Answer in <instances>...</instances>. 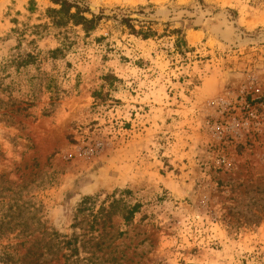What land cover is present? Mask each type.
<instances>
[{
	"label": "rangeland",
	"instance_id": "1",
	"mask_svg": "<svg viewBox=\"0 0 264 264\" xmlns=\"http://www.w3.org/2000/svg\"><path fill=\"white\" fill-rule=\"evenodd\" d=\"M83 1L109 18L53 56L12 31L51 2L0 0V264L111 195L93 264H264V0Z\"/></svg>",
	"mask_w": 264,
	"mask_h": 264
},
{
	"label": "trees",
	"instance_id": "2",
	"mask_svg": "<svg viewBox=\"0 0 264 264\" xmlns=\"http://www.w3.org/2000/svg\"><path fill=\"white\" fill-rule=\"evenodd\" d=\"M51 5L44 9L38 16V22L26 24L22 29L20 26L12 28V31L20 33L30 31L34 38H44L50 34L54 35L60 46L49 50L51 55L55 56L58 52L70 47L74 43L73 36H79L83 32L88 36L96 30L104 18H109L104 14H95L83 0H48ZM38 10V0H29L26 7L28 13H35ZM18 13H21L18 11ZM11 21L18 24V19ZM132 31H136L131 19L124 17L121 20ZM34 41V39L32 40ZM28 57L34 59V55L28 53ZM109 202L102 201L99 205L97 197L86 196L78 204L74 216L73 227H80L83 232L79 235L69 237L61 236L57 232L49 233L51 244L46 249L29 247L24 253V257H36V262L24 260V264H54L63 260V264H93L89 257H80L82 249L87 248V244L93 242L98 249L104 244L105 237L110 233L108 228L112 227L113 217L116 213H121L123 219L130 220L137 212L139 204L130 206L126 203L121 204V200L115 195H111ZM87 222V228L83 223ZM88 252V251H87ZM96 252H93L95 255ZM74 258V259H73Z\"/></svg>",
	"mask_w": 264,
	"mask_h": 264
},
{
	"label": "bare ground",
	"instance_id": "3",
	"mask_svg": "<svg viewBox=\"0 0 264 264\" xmlns=\"http://www.w3.org/2000/svg\"><path fill=\"white\" fill-rule=\"evenodd\" d=\"M194 35V34H193Z\"/></svg>",
	"mask_w": 264,
	"mask_h": 264
},
{
	"label": "crops",
	"instance_id": "4",
	"mask_svg": "<svg viewBox=\"0 0 264 264\" xmlns=\"http://www.w3.org/2000/svg\"><path fill=\"white\" fill-rule=\"evenodd\" d=\"M198 32V31H197Z\"/></svg>",
	"mask_w": 264,
	"mask_h": 264
}]
</instances>
